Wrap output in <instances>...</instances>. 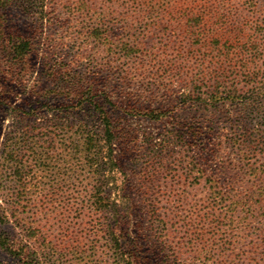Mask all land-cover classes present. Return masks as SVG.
<instances>
[{"label":"rangeland","instance_id":"obj_1","mask_svg":"<svg viewBox=\"0 0 264 264\" xmlns=\"http://www.w3.org/2000/svg\"><path fill=\"white\" fill-rule=\"evenodd\" d=\"M96 1H102L99 12L88 9L87 15L69 14L51 0L44 12L37 0L0 6V208L10 209L9 200L21 197L28 203L19 216L0 211L7 216L0 220V262L23 264L11 252L27 247L36 264H116L106 233L114 223L106 209L110 192L104 188L100 207L93 198L97 179L110 176L108 148L100 142L101 166L92 167L77 137V124L84 123L102 139L105 126L98 117L107 114L137 139L134 150L117 143L113 153L122 167L116 179L127 182L124 198L130 199L126 208L110 194L120 216L129 208L121 221L126 241L138 239L160 255L168 241L182 263L264 264V219L247 217L236 205H214L205 186L214 177L226 188L252 193L237 169L234 146L264 137V106H184L182 84L166 83L158 70L185 69L187 57L174 64L176 48L167 50L165 38L147 30L151 21L126 15L121 0ZM105 4L114 17L102 13ZM256 18L263 22L262 14ZM23 41L32 51L18 66L12 47ZM155 57L166 60L156 63ZM60 107L79 113L60 120ZM61 123L67 127L57 129ZM174 128L210 132L201 137L204 150L187 139L163 146ZM204 154L212 160L203 161ZM145 178L153 181L148 196Z\"/></svg>","mask_w":264,"mask_h":264},{"label":"trees","instance_id":"obj_2","mask_svg":"<svg viewBox=\"0 0 264 264\" xmlns=\"http://www.w3.org/2000/svg\"><path fill=\"white\" fill-rule=\"evenodd\" d=\"M39 1L43 4L44 12L47 0H37ZM10 2L11 0H0V6ZM101 2L89 0L86 3H75V0H62L61 5L55 2L54 5L72 15L79 13L87 15L89 14L88 9L98 13L97 5ZM120 2L124 13L134 15L132 19L135 22L151 21L147 30L150 32L152 31L150 28H153L154 37L165 38L167 50L176 48L174 64L177 58L187 57L182 62L185 69L173 67L174 69L171 70H158L167 75L166 83L179 82L182 84L181 88L185 91L181 95V102L184 106H200L206 109L222 103L244 107L264 106V81L261 80V76L264 75V0H178L174 2L172 0H121ZM103 8V14L114 17L110 12V6L105 4ZM258 14L263 15V22L256 18ZM165 23L166 28L159 31ZM188 48L191 50L187 51ZM31 51L29 44L21 45L14 42L12 52L17 55L18 66H23L25 58L30 57ZM164 60H166L164 57L154 58L156 63ZM85 103L87 105L90 102L88 100ZM22 112L25 114V111ZM55 113L60 120H63L66 115L79 112L70 110L68 107H60ZM98 120L105 126L102 139L94 129H90L84 123L77 124V137L78 144L84 147L88 162L92 167L101 166L97 150L100 142L108 148L105 164L110 169V176L104 181L97 179L93 198L97 200L96 207L97 205L100 207L101 203L98 201L102 199L104 188L110 192H106L108 200L106 209L113 212L114 223L106 226V233L116 264H206L198 262V259H188L187 263H182L168 241L162 243L165 246L163 255H160L162 251L158 253L153 247L146 248L140 245L138 239L126 241L128 236L125 234L121 221L129 215V208L125 212L121 211L124 217L120 216L119 206L116 202L110 201V194L113 192L118 196L121 204H124L126 208L130 204V199L124 198L127 182L120 181V178L116 179L117 175L122 174V167L120 162L114 158L113 153L117 143H121L124 147L128 146V150H134L137 146V139L134 134L125 131L118 121H114L107 114H100ZM58 126L57 129L67 127L63 123ZM209 133L197 132L189 128L187 130L174 128L171 133L174 136L169 137L162 144L163 146H178L180 142L187 139L190 147L203 151L206 145L201 137H208ZM44 134L47 133L43 131ZM8 141L10 139L7 140L6 145ZM234 147L237 152V169L245 174L248 179L247 183L251 185L252 193L244 194L234 185L226 188L221 179L214 177L208 179L205 186L214 197V205L225 209L236 205V210L247 217L258 216L264 219V137L245 140ZM202 158L206 162L212 160L208 154H204ZM19 171L23 177L24 170L19 169ZM143 184L146 189L145 195L148 196L153 181L145 178ZM122 198L127 199L126 203ZM227 201H231V204L229 205ZM9 202L10 209L8 210L15 216H19L28 206L24 197L10 199ZM8 210L0 208L2 212ZM151 213L155 220V209L150 210ZM226 215L227 212L220 213L221 217H226ZM1 219L6 221L7 216L0 213ZM159 223L162 225L160 219ZM164 232L162 229V233ZM163 236L166 238L168 235ZM183 246L186 248L185 245ZM191 247H196V242H193ZM11 253L20 258L23 264H36L35 254L31 253L27 247H21L19 252L12 251ZM0 264L3 263L0 262Z\"/></svg>","mask_w":264,"mask_h":264}]
</instances>
